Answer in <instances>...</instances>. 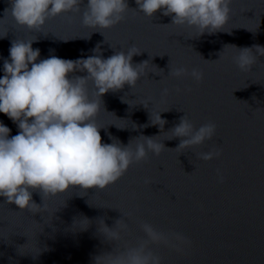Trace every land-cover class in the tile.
I'll list each match as a JSON object with an SVG mask.
<instances>
[{"label":"water","instance_id":"95a60500","mask_svg":"<svg viewBox=\"0 0 264 264\" xmlns=\"http://www.w3.org/2000/svg\"><path fill=\"white\" fill-rule=\"evenodd\" d=\"M128 2L137 11L101 34L86 28L79 14L51 19L41 32H30L10 14L6 18L10 0H0V78L17 39L35 40L41 59L55 55L73 61L94 55L97 46L105 58L135 46L141 55L133 63L148 61L146 74L135 89L125 86L103 97L100 134L105 143L113 142L111 136L125 145L141 135L159 136L166 147L159 156L149 153L106 191L73 190L44 201L34 193L35 202L44 203L42 214L20 211L0 197V264H91L103 247L96 223L103 218L111 227L121 213L131 217L134 236L141 235L138 222L147 221L191 241L183 253L157 248L163 264H264V57L248 72L234 62L238 49L264 47V0H234L224 31L202 36L171 25L162 13L148 18L135 0ZM178 67L202 71L203 80L171 77ZM150 113H161L164 131L151 124ZM185 115L197 128L212 122L217 131L211 141L181 153L169 130ZM0 122L11 135L18 133L3 113ZM213 149L221 153L218 158H199ZM85 217L92 224L81 232Z\"/></svg>","mask_w":264,"mask_h":264},{"label":"clouds","instance_id":"9594fccd","mask_svg":"<svg viewBox=\"0 0 264 264\" xmlns=\"http://www.w3.org/2000/svg\"><path fill=\"white\" fill-rule=\"evenodd\" d=\"M138 12L148 18L157 13L171 18V25L194 29L198 36L224 31L232 15L234 0H135ZM131 9L128 0H10L5 16L10 14L19 28L41 32L49 20L79 14L86 28L102 34L122 23ZM6 37V36H5ZM34 41L17 39L9 49L10 58L3 62L0 78V113L18 128L16 135L0 122V197L20 211L42 214L34 193L45 198H57L73 190L106 191L122 180L134 166L146 162L149 153L159 156L166 147L157 137L139 136L127 145L115 140L105 143L97 123L103 107V97L135 89L145 73L148 61L133 63L141 51L132 46L115 51L105 58L99 46L95 54L78 60L52 55L41 59ZM264 57V47L238 49L234 62L242 72L251 71ZM82 73L83 75H77ZM169 75L182 79L188 75L196 82L203 72L178 67ZM179 92L180 90L177 89ZM167 96L169 90L164 89ZM145 107V106H144ZM147 108V107H145ZM162 113V112H161ZM161 113L151 124L164 131L167 121ZM147 127V125H145ZM171 138L179 139L175 150L202 146L211 141L217 131L208 122L197 128L185 115L172 129ZM221 153L215 149L200 153L199 158L211 161ZM220 182L223 175L218 172ZM150 184V180H145ZM109 227L103 218L96 223V235L103 245L91 257V264H163L156 251L159 247L183 253L191 241L181 233H166L147 221H139L141 235L134 236L128 223L130 216L122 214ZM76 222L74 223V225ZM92 221H80L79 231L86 232Z\"/></svg>","mask_w":264,"mask_h":264}]
</instances>
